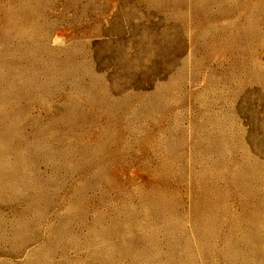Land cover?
I'll return each instance as SVG.
<instances>
[{
  "label": "rangeland",
  "instance_id": "374dc122",
  "mask_svg": "<svg viewBox=\"0 0 264 264\" xmlns=\"http://www.w3.org/2000/svg\"><path fill=\"white\" fill-rule=\"evenodd\" d=\"M0 264H264V0H0Z\"/></svg>",
  "mask_w": 264,
  "mask_h": 264
}]
</instances>
